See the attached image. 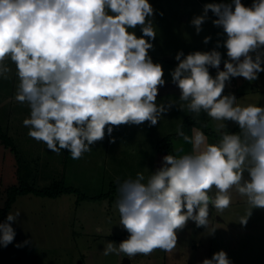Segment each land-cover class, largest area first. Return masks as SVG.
I'll return each mask as SVG.
<instances>
[{"label": "clouds", "instance_id": "1", "mask_svg": "<svg viewBox=\"0 0 264 264\" xmlns=\"http://www.w3.org/2000/svg\"><path fill=\"white\" fill-rule=\"evenodd\" d=\"M209 10L217 17L213 25L226 34L224 70L215 49L186 56L179 51L171 75L194 118L204 112L219 122V143L208 144L199 129L191 139L178 129L177 135L192 144L191 154L164 156L146 183L142 173L117 181L119 224L129 237L119 245L107 242L104 256L171 253L188 221L208 228L210 205L218 212L229 208L233 188L249 205L241 225L252 209H264V107L223 95L230 78L254 81L264 71V0H253L250 7L241 0L205 4L202 15L190 21L197 34ZM154 11L148 0H0V78H10V60L18 79L15 99L30 108L23 125L31 138L79 159L104 139L105 129L111 136L114 126L157 124L172 105L156 104L165 81L162 66L148 55L157 32L146 18ZM138 25L139 38L129 31ZM210 40L206 36L203 43ZM209 67L218 70L215 78ZM225 121L235 122L239 132L226 131ZM19 216V210L9 212L0 223V246L13 242L11 224ZM201 264L231 261L220 250Z\"/></svg>", "mask_w": 264, "mask_h": 264}, {"label": "rangeland", "instance_id": "2", "mask_svg": "<svg viewBox=\"0 0 264 264\" xmlns=\"http://www.w3.org/2000/svg\"><path fill=\"white\" fill-rule=\"evenodd\" d=\"M148 2L155 11L146 19L152 20L157 32L155 39L149 41L153 48L148 50V55L153 63L162 66L165 81L158 90L175 84L171 73L178 64L174 57L179 51L186 56L215 49L222 57L219 70H224L223 63L229 59L223 47L226 34L213 25L217 17L209 10L199 34L190 21L202 15L205 4H232V0ZM241 3L250 7L253 0H241ZM129 31L137 38L142 36L139 25ZM206 36L211 37L207 44L203 43ZM218 42L220 47H217ZM6 62L12 71L9 79L0 78V128L12 138L16 149L0 139V208L12 185L29 184L41 189L59 180L74 191L56 197L34 193L18 195L7 212L8 215L20 211L17 221L11 224L16 235L12 243L0 246V264H125V258L128 259L126 264H201L203 259H210L220 250L227 253L231 264H264V209H252L247 224L241 225L239 220L246 215L249 205L235 188L230 193L229 208L218 212L210 205L208 228L188 221L177 232V244L171 253L157 249L147 256L127 257L123 253L104 256L107 242L119 245L129 237L119 224L117 181L135 179L137 173H142L145 177L142 183H146L162 166L163 157L169 155L170 148L177 156L191 154L192 144L177 135L178 129L190 139L194 130L199 129L206 135L208 144H218L221 138L217 131L219 122L204 112L194 118L187 109V102L180 100L181 92L167 91L157 95L156 104L172 106L161 114L155 126L147 121L140 125L114 126L111 136L105 129L103 140L91 145L92 150L81 158L73 159L69 152L61 150L56 154L48 150L45 143L28 135L29 128L23 125V120L29 118L30 108L27 103L15 99L16 69L10 60ZM217 71L209 67L213 78ZM257 75L254 81L230 78L234 87L226 84L223 95L233 94L244 106L264 107V71ZM224 123L229 133L239 132L235 122ZM244 177L247 178V172ZM215 191L213 188L209 195L214 197ZM213 228L215 231L210 235Z\"/></svg>", "mask_w": 264, "mask_h": 264}, {"label": "trees", "instance_id": "3", "mask_svg": "<svg viewBox=\"0 0 264 264\" xmlns=\"http://www.w3.org/2000/svg\"><path fill=\"white\" fill-rule=\"evenodd\" d=\"M233 133V131H231ZM0 139L2 142L5 141L6 145H11L12 148L15 150V145L13 143V140L10 136L6 135L5 133L2 132V129L0 128ZM168 154L170 155H175L174 151L172 148L169 149ZM115 188V186H114ZM74 191V188L65 186L62 181H54L52 182L51 186L45 187V188H36L32 185L25 184V185H12L8 189V196L7 199L3 205V207L0 208V221H4L7 216V212L11 208L12 204L15 202L16 197L20 194H26V193H34L36 195H41V196H51V197H56L61 193H68Z\"/></svg>", "mask_w": 264, "mask_h": 264}, {"label": "water", "instance_id": "4", "mask_svg": "<svg viewBox=\"0 0 264 264\" xmlns=\"http://www.w3.org/2000/svg\"><path fill=\"white\" fill-rule=\"evenodd\" d=\"M167 91H178V92H180V89L176 86V84L170 85V86H164L158 90V94H162V93H165ZM126 262L128 263L127 258H125V264H126Z\"/></svg>", "mask_w": 264, "mask_h": 264}, {"label": "built area", "instance_id": "5", "mask_svg": "<svg viewBox=\"0 0 264 264\" xmlns=\"http://www.w3.org/2000/svg\"><path fill=\"white\" fill-rule=\"evenodd\" d=\"M226 84H230L231 86H233V82L231 81L226 82Z\"/></svg>", "mask_w": 264, "mask_h": 264}, {"label": "crops", "instance_id": "6", "mask_svg": "<svg viewBox=\"0 0 264 264\" xmlns=\"http://www.w3.org/2000/svg\"><path fill=\"white\" fill-rule=\"evenodd\" d=\"M175 153V152H174Z\"/></svg>", "mask_w": 264, "mask_h": 264}]
</instances>
